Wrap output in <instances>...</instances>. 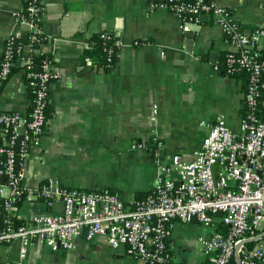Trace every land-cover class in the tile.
<instances>
[{"label":"crops","instance_id":"crops-1","mask_svg":"<svg viewBox=\"0 0 264 264\" xmlns=\"http://www.w3.org/2000/svg\"><path fill=\"white\" fill-rule=\"evenodd\" d=\"M217 1L233 10L246 32L264 19L263 0ZM25 3L0 0V61L11 33L27 41V27L15 16ZM41 5L45 39L36 54L48 55L59 76L50 83L51 116L24 160L25 184L33 193L15 211L21 220L62 211V203L50 206L38 193L50 177L70 188H108L129 202L152 190L160 162H170L175 154L185 161L194 158L207 134L203 121L223 114L240 131L245 80L225 75V34L211 16L181 28L182 20L156 0H41ZM103 31L119 32L129 43L140 41L120 49L106 71L85 54ZM259 48L264 55V37ZM21 66L16 61L2 84L0 112L29 116L33 96ZM154 134L161 142L157 148L133 147L149 145ZM3 140L0 126V148ZM212 231L198 222H173L168 243L175 262L208 264L198 239ZM21 249L19 239L1 245L0 264L19 261ZM25 263L144 264L127 246H110L103 235L90 240L80 235L70 250L33 242Z\"/></svg>","mask_w":264,"mask_h":264},{"label":"built area","instance_id":"built-area-1","mask_svg":"<svg viewBox=\"0 0 264 264\" xmlns=\"http://www.w3.org/2000/svg\"><path fill=\"white\" fill-rule=\"evenodd\" d=\"M156 2L182 20L181 28L198 23L203 15L211 16L222 27L228 47L223 62L225 75L235 78L240 71L246 73L240 131H234L223 114L212 122L203 121L207 134L194 158L185 161L175 154L170 162H160L152 190L129 202L108 188H70L50 177L38 193L50 206L62 203V211L34 214L14 226L11 219L17 209L14 198L33 193L25 184L24 160L31 140L45 130L50 83L59 76L52 69V59L47 58L40 65L35 61V55H40L33 44H41L45 39L40 23L42 5L41 0H26L15 16L19 24L27 27V41L11 33L0 61V92L20 60L33 95L30 118L20 112H0L4 132L0 148V197L6 211L0 246L15 239L21 241L20 259L13 264H26L28 246L33 242L54 250H70L80 235L88 240L103 235L110 246H127L131 256L144 264H177L168 243L175 221L198 222L212 228L210 234L199 237L201 249L210 264H229L235 259L241 240L250 238L246 237L248 232L257 230L256 236L264 234V118L259 114L264 86V55L259 41L264 37V19L253 31L246 32L240 28L233 10L217 0ZM100 37L109 40L103 47L105 63L96 65L103 71L113 67L120 49L140 44L138 40L127 42L119 32L103 31ZM88 64L92 66L93 61L88 60ZM160 145L154 134L149 145L136 143L133 147L152 149ZM173 171L177 177L171 176ZM240 264H264V237L254 247H244Z\"/></svg>","mask_w":264,"mask_h":264},{"label":"trees","instance_id":"trees-1","mask_svg":"<svg viewBox=\"0 0 264 264\" xmlns=\"http://www.w3.org/2000/svg\"><path fill=\"white\" fill-rule=\"evenodd\" d=\"M108 42H109V40L108 41L103 40L100 37V34L96 35L94 37V39H93L91 48L87 49L85 54L87 56H89L91 59H93L95 61L96 65L104 64L105 63V59H106V55H105V52L103 50V47L105 46V44H108ZM39 45L40 44L34 43L33 47H38ZM34 58H35L36 63H39V65L45 59H47V58L51 59L48 55H40V56L35 55ZM14 67L12 69V72H14V70H15ZM21 67H23V66H21ZM237 75L243 76L244 80H245V83H246V73L244 71H240ZM263 81H264V78H263ZM262 91L264 92V88L262 89ZM262 101H263V93H262V96H261V103L259 104V114L261 115V117L264 118V107H263ZM32 112H33V107H32V109H31V111L29 113L28 118L31 117ZM51 112H52V110H51L50 104H49V107L47 108V118H49L51 116ZM6 131H7L8 134L10 133V129H7ZM143 195H144V193L138 194L137 197H141ZM24 198H25L24 195L21 197V199H18L16 197L14 198V204L16 205L17 209L20 208V206L22 205ZM5 219H6V211L4 209V199L0 197V229L4 228L6 226ZM11 219L13 221L14 226H18V225H20L23 222V220H21L17 216V214H15ZM257 234H258V231L257 230H253L251 232H248L246 234V237L256 236ZM256 244H257V241H251V242H249V243H247L245 245V249H250V248L254 247ZM208 264H210V263L208 262ZM229 264H237V262H236L235 259H232Z\"/></svg>","mask_w":264,"mask_h":264},{"label":"water","instance_id":"water-1","mask_svg":"<svg viewBox=\"0 0 264 264\" xmlns=\"http://www.w3.org/2000/svg\"><path fill=\"white\" fill-rule=\"evenodd\" d=\"M6 177H3V180H5ZM264 237V234L262 235H258L255 237H250V238H244L241 240V242L238 245L237 251H236V255H235V260L237 262V264H240V257L242 254V251L245 247V245L251 241H258L260 238Z\"/></svg>","mask_w":264,"mask_h":264}]
</instances>
